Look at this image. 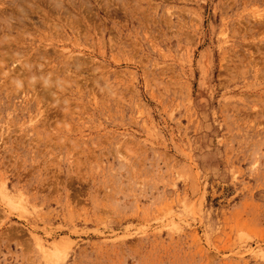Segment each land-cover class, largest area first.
I'll return each instance as SVG.
<instances>
[{
    "label": "rangeland",
    "instance_id": "1",
    "mask_svg": "<svg viewBox=\"0 0 264 264\" xmlns=\"http://www.w3.org/2000/svg\"><path fill=\"white\" fill-rule=\"evenodd\" d=\"M0 264H264V0H0Z\"/></svg>",
    "mask_w": 264,
    "mask_h": 264
},
{
    "label": "bare ground",
    "instance_id": "2",
    "mask_svg": "<svg viewBox=\"0 0 264 264\" xmlns=\"http://www.w3.org/2000/svg\"><path fill=\"white\" fill-rule=\"evenodd\" d=\"M27 70H29V68H28ZM30 71H31V70H30ZM28 76H29V75H28ZM28 76H27V77H28ZM31 77H33V76H32V73H31ZM29 78H30V76H29ZM48 253H49V252H48ZM50 253H51V252H50ZM50 253L48 254L50 257L47 255V258H48V259H49V258L52 259V256L50 255ZM52 254H53V253H52Z\"/></svg>",
    "mask_w": 264,
    "mask_h": 264
}]
</instances>
